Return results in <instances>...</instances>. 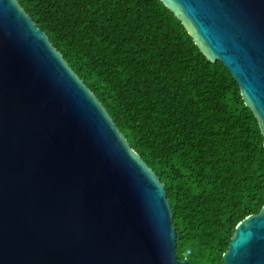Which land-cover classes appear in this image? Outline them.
Here are the masks:
<instances>
[{
  "label": "water",
  "instance_id": "water-1",
  "mask_svg": "<svg viewBox=\"0 0 264 264\" xmlns=\"http://www.w3.org/2000/svg\"><path fill=\"white\" fill-rule=\"evenodd\" d=\"M264 135V0H163ZM165 186L17 0H0V264H191ZM222 264H264V207Z\"/></svg>",
  "mask_w": 264,
  "mask_h": 264
},
{
  "label": "trees",
  "instance_id": "trees-1",
  "mask_svg": "<svg viewBox=\"0 0 264 264\" xmlns=\"http://www.w3.org/2000/svg\"><path fill=\"white\" fill-rule=\"evenodd\" d=\"M165 186L177 254L222 264L264 207V135L228 68L163 0H17Z\"/></svg>",
  "mask_w": 264,
  "mask_h": 264
}]
</instances>
